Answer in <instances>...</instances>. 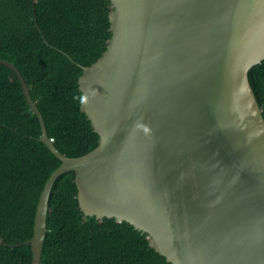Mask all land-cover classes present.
Instances as JSON below:
<instances>
[{"label": "water", "instance_id": "obj_1", "mask_svg": "<svg viewBox=\"0 0 264 264\" xmlns=\"http://www.w3.org/2000/svg\"><path fill=\"white\" fill-rule=\"evenodd\" d=\"M111 2L108 48L79 78L100 135L87 154L56 147L21 71L0 58L62 161L22 243L32 264L52 187L72 170L86 216L128 222L171 264H264V115L249 79L264 60V0Z\"/></svg>", "mask_w": 264, "mask_h": 264}, {"label": "trees", "instance_id": "obj_2", "mask_svg": "<svg viewBox=\"0 0 264 264\" xmlns=\"http://www.w3.org/2000/svg\"><path fill=\"white\" fill-rule=\"evenodd\" d=\"M33 3L0 0V58L21 71L56 147L80 157L98 146L100 135L82 111L79 78L108 48L112 2ZM249 79L264 115V60ZM42 133L16 71L0 63V264L33 262L31 244L22 243L33 238L41 195L62 164ZM75 178L69 171L52 187L42 264H171L128 222L86 216Z\"/></svg>", "mask_w": 264, "mask_h": 264}, {"label": "built area", "instance_id": "obj_3", "mask_svg": "<svg viewBox=\"0 0 264 264\" xmlns=\"http://www.w3.org/2000/svg\"><path fill=\"white\" fill-rule=\"evenodd\" d=\"M53 141V139H51Z\"/></svg>", "mask_w": 264, "mask_h": 264}]
</instances>
